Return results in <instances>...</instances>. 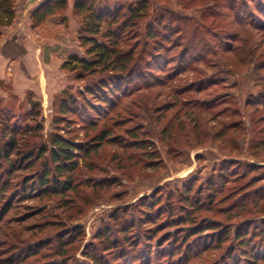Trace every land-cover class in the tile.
<instances>
[{"label": "trees", "instance_id": "16d2710c", "mask_svg": "<svg viewBox=\"0 0 264 264\" xmlns=\"http://www.w3.org/2000/svg\"><path fill=\"white\" fill-rule=\"evenodd\" d=\"M232 3L221 15L223 22H231L223 27L225 33L219 47L209 44L197 22L191 24L192 20L182 14L171 16V26L155 19L143 30V21L150 14L149 0L122 4L103 0L74 1V15L81 19L78 39L85 56L71 55L64 67L84 88L78 96L65 97L60 115L69 125L73 123L66 120L69 115L84 122L90 119L92 124L83 126V142H75L71 129L67 128L68 138L54 134L48 143L41 144L36 140L40 126L21 128L18 120L12 124L13 116H0L3 118L0 119V264H39L50 256L67 257L69 247L75 252L79 250L85 230L82 226L68 227L65 221H75L82 216L81 209L75 216L67 213L76 206L77 200L89 201L87 190L102 191L109 187L106 179L87 178L85 182L79 179L83 162L96 157L94 155L104 145H114L124 136L136 149L152 148L153 152L144 157L149 158L151 166L159 161L158 142L166 141L165 146L174 152L191 147L193 144L188 143L191 139L195 140V146L203 148L210 142L235 144V140L244 136L246 126L244 121L238 120L244 119V113L231 107L227 97L218 96L215 89L220 83L199 65L226 71L238 69L245 62L258 66L263 73V87L258 100H253V107L263 104V108L252 112L251 116L258 122L253 121L251 134L252 143L264 149V0H240L238 5L233 0ZM13 7L11 0H0V26L14 20ZM67 8L68 0H45L32 12L33 25L40 26ZM169 53L175 54L167 57L166 66H161L163 76L154 77L150 70L164 59L162 54ZM249 106L251 102L245 107ZM142 111L148 118L146 127L120 132L126 119H137ZM178 136L182 139H176ZM120 143L123 147L128 145ZM118 157L121 161L120 156L113 159ZM215 173L217 176L212 175L197 190L196 180H190L179 190L176 201L184 204V214L178 217L173 213L174 198L170 202L168 197L166 207L161 204L162 190L138 200L133 212L141 207L143 212L135 213L141 215L139 218L131 214L128 207L117 210L110 219L113 224L106 225L96 235V243L84 246L82 255L87 263L108 264L105 256L119 261L131 255L134 262L145 264L148 260L146 263L150 264L151 254L145 257L143 251L152 253L155 248L161 252L157 258L168 250L167 264H258L264 261V222L245 220L237 224L233 232L231 226L223 228L220 222L198 224L200 213L222 211L221 205L230 198L218 200V196L228 184H233L228 187L233 195H239L236 201L261 203L264 212L263 186L253 191L254 181L236 186L247 176L235 169L228 172L222 168ZM205 189L208 194L202 202L200 198ZM45 201L56 202V206L41 205ZM20 209H26L22 216H19ZM56 210H61V215L67 219L57 222L62 226V236L58 239L61 247L54 250L52 240L42 236L46 229L54 226L49 219ZM165 213L169 218L163 220ZM42 219L48 222L40 224ZM143 226L151 228L136 235L135 231ZM167 228L182 230L176 236L168 234L158 238ZM208 231L213 234H206L208 239H205ZM190 239H193L191 243ZM220 251L222 254H215Z\"/></svg>", "mask_w": 264, "mask_h": 264}, {"label": "rangeland", "instance_id": "374dc122", "mask_svg": "<svg viewBox=\"0 0 264 264\" xmlns=\"http://www.w3.org/2000/svg\"><path fill=\"white\" fill-rule=\"evenodd\" d=\"M108 1L111 4H122L134 2L135 0H103ZM233 1V0H232ZM231 0H149L150 4V14L147 19L143 21L142 29L146 28V25L153 23L155 19H161L164 23L171 26L170 19L178 17V14L185 15L192 20L191 24L197 22L199 26V31L203 34L205 40L209 44H217L219 47L222 43L223 34L225 33L223 27L230 24L228 21L223 22L221 15L226 12L227 8L233 4ZM13 2L14 10V20L15 29L13 31V39L17 42L27 41L26 44L27 56H22L19 59L13 58L12 63L21 64L18 69L21 72L22 77L26 78V81H30L28 77H41L40 82L31 81L28 84L26 93L21 97L16 94L13 86L7 88L8 97L6 100H0V116L9 114L13 116V122L20 124L21 128L41 127V131L37 134V142L48 143L51 135L59 134L61 136L66 135L68 129L70 128L72 136L75 138V142H83L84 134L83 126H90L92 123L90 119L84 122L83 119L67 116V119L73 120L72 125L67 124L62 121L61 117V106L65 97L69 95L78 96L79 91L83 90L84 86L80 82L75 80V75L70 73L65 67V63L69 59L70 55L75 53L79 56H85L84 50L81 47L80 42L74 44L75 47L70 49V52L66 53V61L63 58L56 59L51 56L46 60V65L38 63V66L34 64V56L31 55V51L34 50L39 44L37 34H35V27L33 25V20L31 16L27 13V9L35 8L37 0H11ZM44 2L41 0L38 6ZM238 5L240 0H235ZM252 6V5H251ZM37 8V7H36ZM253 9V8H252ZM170 12V13H169ZM81 21V19H80ZM14 22V21H13ZM12 22V23H13ZM174 24L173 27H175ZM81 22L79 23V28ZM23 27V29H22ZM31 27V28H29ZM19 30V31H18ZM34 31L32 33L31 39L23 40L24 34L28 31ZM30 33V32H29ZM28 38V37H27ZM40 40V39H39ZM73 40V39H72ZM79 40V39H78ZM70 42V40H69ZM37 45H36V44ZM25 47V45H23ZM56 47L55 45H51ZM50 45L46 44V48H51ZM40 47V46H39ZM45 47V46H44ZM23 51L26 50L21 48ZM73 50V51H72ZM27 51V50H26ZM41 52V51H40ZM77 52V53H76ZM70 54V55H69ZM73 54V55H75ZM173 54H162L164 59L158 65L155 64L150 70L154 77H162L163 74L160 72L161 66L164 67L167 57L170 58ZM46 55V54H45ZM52 58V59H51ZM30 60H33L31 62ZM15 65V64H14ZM36 68V71H35ZM170 67H168L169 69ZM203 71L207 73L208 76H212L213 80L220 83L219 88L215 89L218 96H224L229 99L231 107L241 110L244 113V119H238L244 121L246 126V132L244 136L239 137L235 140V144L223 143L222 141L210 142L206 147L195 146V140L191 139L188 143L193 144L191 147L180 148V150L169 151L165 146L166 141L156 142V148L159 150L158 163H154L151 166L148 161L149 158H144L149 156V153L153 152L154 149L145 148L144 150L136 149L132 147L131 140L127 137L122 136L120 139L114 143V145H104V147L89 161H84L79 172V179L85 182L87 178L93 180L106 179L110 184L106 190H87V200L88 202H80L77 200L76 206L68 211L67 215H74L80 209L83 211L82 216L75 221L66 220L67 217L61 215V210L54 211L53 215H50L49 220H53L50 224L54 226L46 229L44 231V236L42 238H50L52 240V247L54 250L61 247L59 237L62 236V226L57 222H66L69 226H82L85 230V238L82 245H79V250L72 251L69 247L70 253L67 257L61 258L57 256H50L45 258L39 264H89L87 260L82 255V250L84 246L96 243L95 237L100 232L102 228L111 223V216L120 208H130L129 212L139 218V215L135 214L137 211L143 212L141 207H137L136 212L134 211V206L138 204V200L144 196L150 195L152 192H159L162 190L164 199L162 201L163 206H167L169 203L168 197L170 196V202H173L174 198V211L175 217L183 215L182 201H176V198L180 195L179 190L182 191L184 185L190 180H196L195 190L199 186L204 184L208 178L212 175L217 176L215 173L222 168H225L228 172L236 170L240 174H245L247 177L237 185L254 181V186L252 191L260 187H264V149L257 148L252 143V123L258 119H254L251 115L255 109L263 108V104H259L258 107H253V100H258L259 93L263 87L262 72L256 64H251L245 62L240 64L238 69H230L226 71L223 68L218 67H204L199 65ZM12 69L11 71H13ZM40 76H39V74ZM33 74V75H32ZM22 82V81H21ZM38 83V84H37ZM41 93V94H40ZM23 94V93H22ZM21 94V95H22ZM80 103V101H78ZM247 102H251L252 106L248 109L245 107ZM225 107V106H224ZM8 112V113H7ZM6 117V116H5ZM82 117V116H81ZM93 117V116H91ZM139 118L126 119L127 122L125 127L121 129L123 133L124 130H134L138 126H147L148 118L144 111L139 113ZM259 118V116H256ZM2 120L3 118L0 117ZM1 128V125H0ZM248 130V131H247ZM258 130V129H257ZM117 132V131H116ZM90 134L93 135L94 132L90 130ZM176 139L181 140V136ZM128 143L126 147H123L120 143ZM171 150V149H170ZM114 156H120L121 161L118 159H113ZM231 162L226 164L225 162ZM255 167L252 168L251 166ZM85 166L90 169H86ZM233 185V184H230ZM229 184L220 195L218 200H224V198L229 197L230 199L221 205L222 211L216 214L212 213H200L198 217V224L208 222L207 225H211L212 222H220L221 226L225 228L226 226H231V232L235 229L236 225L245 220H252L254 223L264 222V212L261 203H253L252 201L242 202L236 201L239 195H233L234 193L228 189ZM208 194L207 189L204 190L203 196L200 198L202 202H205L206 196ZM159 195V194H158ZM48 205L49 208L55 207L56 202H43L41 205ZM188 208L190 205L185 204ZM256 206V207H255ZM219 208V209H220ZM240 210H242L241 213ZM26 209L19 210V216L25 213ZM241 213V214H240ZM13 215L15 214L12 213ZM46 214V213H45ZM238 215V216H237ZM75 216V215H74ZM169 218L168 213L163 215V220ZM206 218V219H203ZM48 220H41L40 224H44ZM13 227L18 228V225H13ZM150 226H143L141 230H136L135 234L142 235L145 230L150 229ZM182 229L167 228L163 233L158 235L160 237H166L168 234L178 235ZM212 231H208L206 234H213ZM139 236V235H138ZM163 237V238H164ZM120 238V237H118ZM205 239H208L206 236ZM193 239H190V243ZM156 242V241H154ZM200 246L199 244H197ZM196 245V246H197ZM165 245L164 248H166ZM66 248V250H68ZM144 256L151 254L152 262L150 264H167L168 250L162 253L161 258H157L159 248L153 249L152 253L145 250ZM216 255L222 254V252H215ZM104 260H109L108 264H139L134 262L132 256L130 255L125 260L116 261L111 257H104ZM145 261V264H147ZM193 264H197L194 262ZM245 264V263H240ZM258 264H264V261Z\"/></svg>", "mask_w": 264, "mask_h": 264}, {"label": "crops", "instance_id": "0c3cea01", "mask_svg": "<svg viewBox=\"0 0 264 264\" xmlns=\"http://www.w3.org/2000/svg\"><path fill=\"white\" fill-rule=\"evenodd\" d=\"M37 1L38 2L34 5L35 8L33 7L27 9V11L29 10L27 13L30 16L32 15V12L36 9V7H38V4L41 0H37ZM74 1L75 0H68V8L64 13L50 17L45 22H43L39 26V28L35 29V34H37L39 44L41 45H39L40 46L39 47L35 43L37 46L36 47L34 46L33 47L34 50H32L30 53L35 58L34 64L36 66H38V63L42 65H46L47 63H49V61L47 62L46 60L50 56L56 59H61L62 57L63 61L65 62L66 61L65 58L67 57L66 53L70 52V49L75 47L74 44L79 43L78 29H79V23L81 21L79 17H76L74 15L73 12ZM13 21H12L13 23L11 22L9 24L0 26V100L2 101L6 100V98L8 97V93L6 90L9 86L12 85L15 93L22 97L26 93L28 88L31 89L30 87H28V84L32 80L34 82L35 81L40 82L41 79V77H36V79L35 77H28L30 81L27 82L26 78L22 77L21 72L18 69L19 65L21 66V64L18 65L16 63H12L13 58H17L20 60L22 56L26 57L27 52H29V50L26 47V44H28L29 42L28 43L27 41L17 42L16 40L13 39L12 33L15 29V25H16L15 23L17 22V20H13ZM29 32L27 31L24 34L25 38H23V40L31 39L32 33L34 31L32 32L30 30ZM46 44L50 46L55 45L56 47L51 46V48H46ZM23 45H25V47ZM21 48H24L27 51L26 50L23 51ZM30 61L33 62V60ZM12 69L14 70L11 71Z\"/></svg>", "mask_w": 264, "mask_h": 264}]
</instances>
